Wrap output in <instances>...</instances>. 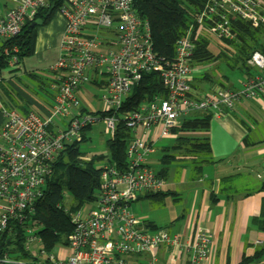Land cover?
Returning a JSON list of instances; mask_svg holds the SVG:
<instances>
[{
    "label": "built area",
    "instance_id": "built-area-1",
    "mask_svg": "<svg viewBox=\"0 0 264 264\" xmlns=\"http://www.w3.org/2000/svg\"><path fill=\"white\" fill-rule=\"evenodd\" d=\"M49 5L50 0H0V60L9 67L19 63V48L12 40ZM56 15L65 23L59 57L52 66L56 93L50 116L24 115L0 101V236L11 220L28 222L34 203L55 172L56 158L68 144L82 142L85 129L101 117L83 112L77 97L94 75L104 111L112 112L101 117L110 136L115 132L117 111L144 73H158L165 93L123 115L131 135L127 168L119 170L108 161L103 164L94 207L73 215L68 243L48 252L39 228L26 226L25 249L36 260L12 258L4 251L0 264H159L163 246L179 251L187 248L184 264H209L214 239L211 228L197 226L188 242L168 229L149 232L131 211L133 201L164 191L168 184L149 166L154 141L140 136L138 129L157 140L152 134L157 131L159 138L169 136L181 116L207 109L219 115L233 110L241 99L264 95V53L254 51L246 60L255 72L239 88L214 84L208 95L194 97L192 83L200 61L193 59V39L189 35L181 38L175 59L165 61L154 51L150 22L138 13L133 0H63ZM194 17L191 27L197 26V35L211 41L215 37L227 45L236 39L233 19L253 28L264 27V0H206ZM170 264H181L179 257L172 255Z\"/></svg>",
    "mask_w": 264,
    "mask_h": 264
},
{
    "label": "crops",
    "instance_id": "crops-1",
    "mask_svg": "<svg viewBox=\"0 0 264 264\" xmlns=\"http://www.w3.org/2000/svg\"><path fill=\"white\" fill-rule=\"evenodd\" d=\"M64 23L61 16L55 15L50 23L38 27L35 53L25 59L16 73L20 77L26 75L33 81V87L12 77L15 73L6 75L9 85L5 86V94L0 95L3 104L24 115L33 112L42 117L50 116L56 93L52 66L59 57L58 44ZM214 45L217 43L210 40L212 56L200 61L191 90L194 97L206 96L214 84L224 86L223 83L227 89L240 86L231 79L230 73L234 70L212 52ZM253 71L243 70L244 76L238 82L241 84ZM97 80L94 75L91 82L77 92V97L85 104L93 102L96 88L101 89ZM1 124L0 116V127ZM56 124L63 125L61 122ZM138 130L140 136L154 141L155 152L149 163L157 171L160 165L156 146L172 143L175 135L159 138L156 131L152 135L158 139L153 140L150 133L142 128ZM180 135L208 137L211 152L202 156L209 161L202 163L200 171L180 160L174 162L166 176V189L157 195L138 198L131 203L130 209L143 220L149 232L168 229L182 234L188 242L193 240L197 226L209 227L214 232V239L208 263L240 264L243 257H251L264 240V233L252 225L253 217L260 214L264 199V191L260 190L264 182V95L241 99L233 110L212 115L208 132ZM172 255L178 256L181 264L188 261L187 248L179 251L163 246L159 252V264H170ZM251 264H264V257Z\"/></svg>",
    "mask_w": 264,
    "mask_h": 264
},
{
    "label": "trees",
    "instance_id": "trees-1",
    "mask_svg": "<svg viewBox=\"0 0 264 264\" xmlns=\"http://www.w3.org/2000/svg\"><path fill=\"white\" fill-rule=\"evenodd\" d=\"M205 1L133 0L138 13L150 22L154 51L165 61L175 59L177 42L187 35L191 36L195 44L194 60L203 61L212 56L209 49V37L201 35V33L197 35L196 25L191 27V24L195 22L194 16L202 8ZM62 2L63 0H50V5L44 8L36 19L43 20V25L50 23ZM232 21L236 26V39L239 44H235L236 40L228 43L234 45L236 52L233 58L224 53L219 54L218 57L232 70L242 69L250 72L251 68L247 65L246 60L254 51L258 50L264 53V27L253 28L239 18ZM31 24L27 23L20 34L12 40V43L19 48V63L17 66L9 67L6 61L0 60V72L14 73L22 66L25 59L34 55L39 26H31ZM196 79L197 74L192 83V88ZM221 84L226 87L225 84ZM164 93L163 81L158 73L149 72L142 75L141 79L132 87L123 108L116 113L118 121L114 135L110 136L105 143L109 153L108 156L107 153H100L92 155L88 160H83L82 158H85L86 154L81 150V142L68 144L56 158L55 172L47 180L42 196L34 203L28 222L22 223L19 220H11L8 228L0 236V255L6 251L12 258H20L26 261L36 260L25 249L26 236L24 228L26 226L39 228L38 235L43 239L45 250L48 252H56L55 248L57 246L66 245L73 230V215L85 204L95 203L97 200L100 187L99 177L103 164L108 161L119 170L127 168L126 150L131 135L130 130L125 125L123 115L138 109L142 103L151 101L156 96L164 95ZM82 111L85 112V109H82ZM110 114H112L110 111H99L101 117ZM212 115L214 113L209 109L196 110L178 119L177 124L171 129V134L175 135V140L172 143L156 146L159 151L158 162L160 167L157 171L153 170L158 175L166 178L171 164L179 160L185 165L188 164L194 167L197 171L201 170L202 163L209 161L202 154L211 152L210 139L208 137H192L180 134L208 132ZM90 127L88 126L85 130ZM98 163L101 165L98 166ZM149 166L151 167L150 163ZM260 190L264 191V182ZM65 192L71 194L74 199V203L70 207L64 205ZM157 194L159 193L145 195L153 196ZM252 225L264 233V199L260 214L253 217ZM263 257L264 240L255 253L251 257L244 256L240 264H251Z\"/></svg>",
    "mask_w": 264,
    "mask_h": 264
},
{
    "label": "rangeland",
    "instance_id": "rangeland-1",
    "mask_svg": "<svg viewBox=\"0 0 264 264\" xmlns=\"http://www.w3.org/2000/svg\"><path fill=\"white\" fill-rule=\"evenodd\" d=\"M211 39L214 42V44L217 43V45H214L213 48L211 49L213 53H215L217 55L224 53V54L228 55L229 57L233 58V56L236 52V48L234 47L233 44L231 45L230 43H227L226 46H223V45H221V43L218 42V41H220L219 39H217L215 37H212ZM235 40H236L235 44H239L238 40L237 39H235ZM263 40H264V38H263ZM223 69L226 70V68H223ZM17 72L18 71H15L14 72L15 76H12V77H15V79L19 78L18 80H20L23 85H29L30 87H33V83H32L33 81L32 80H30L26 75L21 74V77H20V75H16ZM14 73H12V75ZM9 74H10V72H8V71H1L0 72V95L5 94V89H6L5 86L9 85L7 82L8 79H6V75H9ZM243 74H244V72L242 69H236L230 73L231 79L234 82H236V85L238 84L240 86H241V84L238 81H239V79L243 78V76H244ZM197 85H198V83H197ZM97 86H99V85H97ZM93 94H94L93 95L94 100L91 103L87 102V104H85V102H83V100L79 96H78V98H79L81 107L82 108L84 107L85 112L87 114L94 115L96 117H100L99 111H102L105 108V105L103 104V102L99 98V94H100L99 88H96V91H94ZM84 135H85L84 139L80 143L82 152L84 154H86V157L82 158L83 160H85V159L88 160L92 155L107 152V147H106L105 143H106V140L109 139V137H110V132L107 129L105 122L103 121V119L101 117L95 123H93L89 129L85 130ZM97 165L100 166L101 164L98 163ZM73 203H74V199L72 198L71 194H69L68 192H65L64 205L66 207H70ZM92 207H94V203H88V204H85L80 210H81V212L86 213L88 210L92 209ZM55 249L59 250V247L57 246Z\"/></svg>",
    "mask_w": 264,
    "mask_h": 264
},
{
    "label": "water",
    "instance_id": "water-1",
    "mask_svg": "<svg viewBox=\"0 0 264 264\" xmlns=\"http://www.w3.org/2000/svg\"><path fill=\"white\" fill-rule=\"evenodd\" d=\"M41 25H43V20L41 19H37L31 24V26H41Z\"/></svg>",
    "mask_w": 264,
    "mask_h": 264
}]
</instances>
